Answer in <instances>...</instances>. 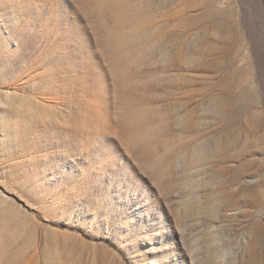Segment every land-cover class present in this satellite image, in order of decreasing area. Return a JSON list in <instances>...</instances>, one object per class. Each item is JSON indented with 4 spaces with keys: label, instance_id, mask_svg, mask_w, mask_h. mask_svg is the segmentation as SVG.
<instances>
[{
    "label": "rangeland",
    "instance_id": "obj_1",
    "mask_svg": "<svg viewBox=\"0 0 264 264\" xmlns=\"http://www.w3.org/2000/svg\"><path fill=\"white\" fill-rule=\"evenodd\" d=\"M0 264H264V0H0Z\"/></svg>",
    "mask_w": 264,
    "mask_h": 264
}]
</instances>
